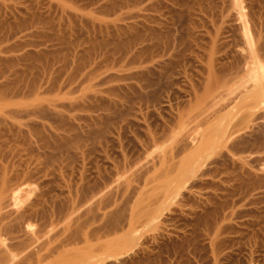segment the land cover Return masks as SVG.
Returning <instances> with one entry per match:
<instances>
[{
    "label": "rangeland",
    "instance_id": "rangeland-1",
    "mask_svg": "<svg viewBox=\"0 0 264 264\" xmlns=\"http://www.w3.org/2000/svg\"><path fill=\"white\" fill-rule=\"evenodd\" d=\"M252 47L264 0H0V218L44 264H264V104L208 130Z\"/></svg>",
    "mask_w": 264,
    "mask_h": 264
},
{
    "label": "bare ground",
    "instance_id": "bare-ground-1",
    "mask_svg": "<svg viewBox=\"0 0 264 264\" xmlns=\"http://www.w3.org/2000/svg\"><path fill=\"white\" fill-rule=\"evenodd\" d=\"M245 55H246V58L245 59H249L248 61V64L249 63H251V62H253V64H250L251 66L252 65H254V66H249V70H250V72H251V74H252V80H251V85H241V86H239L238 88H234V90H231V93H230V97L227 99V101H226V104L225 105H223L221 108H218L219 110H215V114H217L218 116H220L219 114H221L222 113V111L224 112V111H226V114L225 113H223L224 115H222L221 114V119L219 120V122L218 121H216V119L214 120V121H216V125L215 124H212L213 125V127H215L214 129L213 128H208V130H213L212 132H211V134H216V135H219V137L218 136H216V135H214V137H218L219 139L220 138H223L224 140L226 139L225 137H227L229 134L231 135V133H230V131H228L229 129V126H230V123L229 122H231L232 123V121H233V118L235 117V115H236V112L234 113L233 111V109L234 108H236V107H232L233 109H231L230 111H227V109H230V107L233 105V106H238V107H240V106H245L244 104H246V105H252V106H260L261 104H264V77H263V72H264V67H262V65L260 64V62H258V51H257V49L256 48H254V47H252V48H250V50H248L246 53H245ZM244 55V56H245ZM251 61V62H250ZM247 82V81H246ZM242 83V82H241ZM236 87V86H235ZM233 110V111H232ZM216 115V116H217ZM204 116H209V118H211L210 117V115L208 114V115H204ZM216 116H214L215 118H216ZM218 116H217V118H218ZM206 118V117H205ZM204 118V119H205ZM207 120V118L204 120V121H206ZM211 120V119H210ZM213 121V122H214ZM207 122V121H206ZM210 123H213V122H211V121H209ZM218 122V123H217ZM208 123V122H207ZM215 123V122H214ZM236 123V122H235ZM212 125L210 126V127H212ZM215 125V126H214ZM237 125V127H238V125L239 124H236ZM209 126V125H208ZM234 128V123H233V126H231V128ZM236 127V128H237ZM231 128H230V130H231ZM208 130H206L205 129V131H207V133L209 134L210 132L208 131ZM234 130H236V129H233V130H231V132H233ZM235 132H233V134H234ZM211 134H209V136H211ZM230 135L228 136L229 138H230ZM188 136H190V135H188ZM188 136L186 137L185 136V138L187 139L188 138ZM206 136H208V135H206ZM190 137H192V136H190ZM212 137V136H211ZM183 138V137H182ZM196 139H197V136L195 137ZM195 138L193 137V139L195 140ZM199 138V137H198ZM204 138H206L205 136L203 137V140H204ZM209 139H210V137H208ZM184 139V138H183ZM200 139H202V137H200ZM217 139V138H216ZM218 139V140H219ZM185 140V139H184ZM208 140V139H207ZM207 140H205V141H207ZM214 140V139H213ZM1 141V140H0ZM192 141V140H191ZM201 141V140H200ZM199 141V142H200ZM210 141H211V139L210 140H208L207 142H209L210 143ZM197 142V141H196ZM198 142V143H199ZM204 141H201L200 143H199V145H197L196 144V146H194L195 148V152H193V151H191V152H193L194 153V155L193 156H196V154L198 155V153H199V150L201 149V150H203L202 148L204 147L205 149H206V146H204L205 145V143L206 142H204ZM220 142V141H219ZM221 142H223V141H221ZM220 142V143H221ZM1 143H2V141H1ZM0 143V144H1ZM180 143V142H179ZM209 143H208V145H209ZM217 143V142H216ZM181 144L182 143H180V147H181ZM189 144V143H188ZM194 145H195V141H194V143H193ZM204 144V145H203ZM207 144V143H206ZM222 144V143H221ZM179 145V144H178ZM177 145V146H178ZM183 145H186V143H184ZM198 146V150L196 149V147ZM203 146V147H202ZM210 146H212V145H210ZM210 146H208V147H210ZM179 147V146H178ZM184 147V146H183ZM186 147V146H185ZM201 147V148H200ZM214 147V146H213ZM212 147V148H213ZM182 148V147H181ZM186 148H190V146H188V147H186ZM211 148V149H212ZM215 148V147H214ZM208 150H210V148H207ZM192 150V149H191ZM185 151V150H184ZM212 151V150H211ZM197 152V153H196ZM182 153H184V152H182ZM192 153V154H193ZM196 153V154H195ZM201 153V152H200ZM203 153V152H202ZM208 153V152H207ZM164 155V154H163ZM166 155H168V154H166ZM165 155V156H166ZM170 155L172 156V154H169V157H170ZM188 155V154H187ZM190 155L191 154H189V157H190ZM202 155H199V158H197L196 157V159H200V157H201ZM206 155H204V157H205ZM169 157H167V158H169ZM187 157V156H186ZM161 158V157H160ZM188 158V157H187ZM195 158V157H194ZM202 158V157H201ZM4 159V158H3ZM162 159V158H161ZM201 160V159H200ZM164 161V160H163ZM188 161H190V160H188ZM187 161V162H188ZM193 161H195V160H193ZM167 162H168V160H167ZM197 162V161H196ZM162 163V162H161ZM190 163H191V165H190ZM190 163H188L187 165H190L191 167H192V162L190 161ZM198 163H200V161L198 162ZM197 163V164H198ZM167 164V163H166ZM185 165H186V162H185ZM186 165V166H187ZM194 165V164H193ZM199 165V164H198ZM198 165H197V167H198ZM3 166V165H2ZM5 166H7V165H5ZM4 166V167H5ZM1 167V166H0ZM3 167V168H4ZM187 167H189V166H187ZM2 168V167H1ZM1 168H0V173L3 171V168H2V170H1ZM7 168V167H6ZM186 168V167H185ZM8 169V168H7ZM187 169H189V168H186V171H187ZM191 169H193V168H191ZM191 169H189V171H190V173H189V175H191V174H193V173H191L193 170H191ZM196 169H198V168H196ZM185 170V169H184ZM195 170V169H194ZM4 171H5V168H4ZM4 171L0 174L1 175V177L3 176L4 177V175H8V171H6L7 173L5 174L4 173ZM197 171V170H196ZM183 172H185V171H183ZM3 173H4V175H3ZM186 173V172H185ZM6 175V176H7ZM183 175H186V174H182V176ZM2 177V178H3ZM8 177V176H7ZM7 177H5L6 178V181H8L9 179H7ZM185 177V176H184ZM2 178H0L1 179V182L3 181V179ZM6 181H5V184H3L4 186H5V188H6V190H10V188H7V187H9L8 186V182H7V185H6ZM0 182V183H1ZM1 185V184H0ZM3 185L0 187V188H2L3 187ZM21 185V184H20ZM20 185L19 186H17V188L19 187V191H20V189L21 188H23L22 186H21V188H20ZM27 187V186H26ZM13 189V188H12ZM23 189H25V188H23ZM30 189V188H29ZM3 191L5 190L4 188L2 189ZM9 190H8V192H9ZM11 191H13V190H11ZM15 191H16V189H15ZM15 191H14V193H15ZM17 191H18V189H17ZM29 191V190H28ZM27 191V192H28ZM31 191V190H30ZM26 192V193H27ZM34 192V191H33ZM3 194H4V192H2ZM13 193V192H12ZM12 194V196H14L15 194ZM23 193V192H22ZM21 193V194H22ZM31 193H32V191H31ZM6 194H8L7 192H6ZM9 194H11V193H9ZM23 194H25V192L23 193ZM23 194H22V196H23ZM18 195H20V194H18ZM18 195L16 194V197H15V199L11 196V199H10V196L8 195H6L5 197H8V199L10 200V202H11V200L13 199L14 201H15V204H16V202H17V199H18ZM26 195V194H25ZM31 195V194H30ZM31 196H33V195H31ZM37 197V196H36ZM2 198V197H1ZM29 198H31L30 196H29ZM28 198V201H30V199ZM39 199V198H38ZM12 200V201H13ZM33 200V199H32ZM0 201L2 202V203H0L1 204V206L3 205L4 206V203H6L3 199H0ZM14 201L11 203V206H12V204L14 203ZM22 202H23V200H21ZM24 201H26V199L24 200ZM36 201V200H35ZM35 201H32V202H35ZM38 201V200H37ZM4 202V203H3ZM8 204H9V202H7ZM5 204V205H7V212H9L10 210H8V208L10 209L11 207H9L8 206V204ZM24 203V202H23ZM22 203V205H26L27 203H24L23 204ZM30 203H31V201H30ZM18 204H21L20 203V200H19V203ZM18 204H16V205H18ZM35 204V203H34ZM39 204V203H38ZM36 205V204H35ZM0 206V207H1ZM27 206V205H26ZM25 206V207H26ZM29 206V205H28ZM33 206V205H32ZM31 206V207H32ZM5 207V206H4ZM4 207H2L3 209H4ZM16 207H19V206H16ZM22 207V206H21ZM31 207H29V208H31ZM6 208L4 209V210H6ZM12 208H13V206H12ZM28 208V207H27ZM33 208H34V206H33ZM32 208V209H33ZM31 209V210H32ZM35 209H36V207H35ZM13 210V209H12ZM24 210H26V208L24 209ZM38 210V212H43V210H41V211H39L40 209H37ZM57 210V209H56ZM3 211V210H2ZM1 211V212H2ZM14 211V210H13ZM15 211H18V210H15ZM12 211H10V213H11ZM36 212V211H35ZM3 213L4 212H2V214L0 213V215H1V217L2 216H5V219H6V217H7V219H9V218H11L12 217V213L11 214H8L7 213V215L9 216H7V215H3ZM17 213V212H16ZM30 214H33V213H31V211L29 212ZM54 213V212H53ZM60 213V212H59ZM4 214H6V211H5V213ZM18 214V213H17ZM20 214V213H19ZM38 214V213H37ZM40 214V213H39ZM16 215V214H15ZM50 215V214H49ZM19 217L20 219H18L17 217ZM15 216V218H17V219H15V218H12V219H14V221L15 220H17V222L15 221V223H12V222H14L13 220H11L12 222V224L11 223H8V225L10 224L11 226L13 225H15L16 227L18 226V225H20V224H18V222L20 221H22L23 223H24V226H26L25 225V222L27 221V223H29V220H28V217H29V214L27 213H22V214H20V216H18V215H16ZM47 216V215H46ZM45 216V217H46ZM58 216V215H57ZM13 217H14V215H13ZM39 217V216H38ZM55 217V216H54ZM4 218V217H3ZM3 218L1 219V220H3ZM41 218H42V216H41ZM47 218V217H46ZM4 219V220H5ZM49 219H50V217H49ZM53 219V218H52ZM54 219H57V218H54ZM0 220V221H1ZM3 220V221H4ZM46 220V219H45ZM10 221V220H9ZM48 221V220H47ZM58 221H59V219H58ZM2 222V221H1ZM19 222V223H20ZM31 222V221H30ZM45 222V221H44ZM61 222V221H60ZM3 223H5V221L3 222ZM2 223V224H3ZM16 223H17V225H16ZM26 223V224H27ZM31 223H33V222H31ZM57 223V222H56ZM1 224V223H0ZM53 224H55L54 222H53ZM7 225V223H5V225H1V227H0V264H42L43 262H44V260H45V258L47 257L46 255L48 254V253H46L48 250H51V252H54V251H57L56 250V248L53 246V251H52V249L51 248H48L49 246H51V245H54V244H51L50 245V242L48 243V242H44V244H38L39 243V241L40 240H42L43 238H45V237H43V234H42V237H40V236H38V234H37V231H34V232H36L35 234H37V236L36 235H32V233H31V227H29L28 225V227H27V229L25 230V229H23V228H25V227H22L23 225H22V223H21V225H20V227H21V229H23V231L25 230V231H27V233H25V238L26 237H28V241L27 242H21V241H19V236L17 237L16 235L14 236V234L13 233H11V232H13L12 230H11V228L9 227ZM36 225V224H35ZM31 226V225H30ZM38 226H39V224H38ZM38 226H36V227H38ZM41 226V225H40ZM44 226V225H43ZM43 226H41V227H43ZM57 226V225H56ZM60 226H61V224H60ZM20 227L18 228V229H20ZM46 227H48L47 225H46ZM50 227V226H49ZM68 228V227H67ZM74 228V227H73ZM76 228V227H75ZM81 228V227H80ZM20 229V230H21ZM59 229V230H58ZM60 229H61V227L60 228H57V232H59L60 231ZM66 229V228H65ZM18 231V232H21V231ZM39 230V229H38ZM54 230V229H53ZM62 230H63V228H62ZM74 230V229H73ZM79 230H81V229H79L78 228V231ZM8 231H10V234H13V236H11L10 235V237L9 236H7L5 239H7L8 241H9V239H14L13 237H15L16 239H15V241L18 243V241H19V244H17V246H18V249H17V247H16V245L14 244H11V243H9L10 244V246L7 244L8 242L7 241H5L4 239H3V237H2V234H3V232L5 233L4 234V236H6L7 234V232ZM22 231V232H23ZM24 231V232H25ZM42 231V230H41ZM41 231H39V232H41ZM45 231H47V230H45ZM44 231V233L46 234V232ZM50 231H51V229H50ZM55 231V230H54ZM54 231H51V232H54ZM65 231V230H64ZM68 231H70V229L68 230ZM77 231V230H76ZM78 231H77V234H78ZM21 232V234L20 235H23L24 233H22ZM33 232V231H32ZM51 232H50V234H51ZM56 232V233H57ZM61 232H63V231H61ZM72 232V231H71ZM48 234H49V231L47 232ZM56 233H53L54 235L56 234ZM64 233V232H63ZM66 233V232H65ZM79 233H80V231H79ZM45 234H44V236H45ZM48 234H46L47 236H48ZM49 234V235H50ZM83 234V233H82ZM73 235H74V233H73ZM84 235V234H83ZM33 236H35V238L33 237ZM50 236H53L52 234L50 235ZM56 236V235H55ZM59 236H61L60 235V233L58 234L57 233V236H56V238L59 240ZM65 236V235H64ZM77 236V235H76ZM75 235H74V238L76 237ZM9 237V238H8ZM42 238V239H40V238ZM68 237H69V235H68ZM67 236H66V238H68ZM73 237V236H72ZM72 237H70V238H72ZM78 237H79V235H78ZM61 238H62V236H61ZM64 238V237H63ZM62 238V239H63ZM70 238H69V240H70ZM18 239V240H17ZM46 239H47V237H46ZM80 239H81V237H80ZM39 240V241H38ZM72 240H74L73 242H75V240H78V238H76V239H72ZM72 240H70L71 242H72ZM15 241H10V242H15ZM43 241V240H42ZM42 241H40V243L42 242ZM60 241V240H59ZM62 241V240H61ZM21 242V243H20ZM55 242V241H54ZM57 242V241H56ZM55 242V243H56ZM70 242V243H71ZM46 243H48V244H46ZM69 243V242H68ZM69 243V244H70ZM75 243H77V242H75ZM73 245H74V243H72ZM58 245V244H57ZM62 245V244H61ZM64 245H66V244H64ZM63 245V246H64ZM68 245V244H67ZM76 245V244H75ZM69 246V245H68ZM14 247V248H13ZM57 247V246H56ZM58 247H61V246H58ZM58 247H57V249H58ZM16 248V249H15ZM21 249V251H20V249ZM62 248H64V247H62ZM13 249H15V250H17V251H19V252H17V253H14V254H16V255H14L13 254V251L15 252V250H13ZM73 250H74V248H72ZM61 250V249H60ZM60 250H58V251H60ZM68 250H69V248H68ZM67 250V251H68ZM72 250V251H73ZM57 251V252H58ZM64 251V250H63ZM72 251H70V252H72ZM76 251V250H75ZM44 252L46 253V255H44ZM60 252H62V251H60ZM74 252V251H73ZM77 252V251H76ZM50 253V252H49ZM18 254L20 255V258L18 259L17 257H18ZM21 254H23V255H21ZM55 254V253H54ZM50 255V254H49ZM64 255V254H63ZM71 255H73V254H71ZM52 256H54V255H52ZM50 257V256H49ZM17 258V260H15ZM60 259V258H59ZM56 260H57V258H56ZM46 262H48V261H45V264H48V263H46ZM51 263V262H50ZM49 263V264H50ZM60 263V262H59ZM44 264V263H43ZM64 264V263H63Z\"/></svg>",
    "mask_w": 264,
    "mask_h": 264
}]
</instances>
